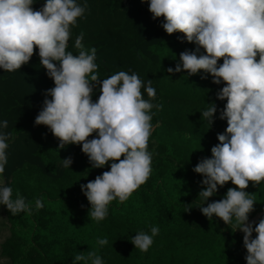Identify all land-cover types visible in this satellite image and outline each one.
Masks as SVG:
<instances>
[{
  "label": "clouds",
  "instance_id": "clouds-1",
  "mask_svg": "<svg viewBox=\"0 0 264 264\" xmlns=\"http://www.w3.org/2000/svg\"><path fill=\"white\" fill-rule=\"evenodd\" d=\"M36 2L0 0V69L20 70L38 50L39 64L54 87L43 93L34 124L46 126L59 149L79 145L92 168L108 165L109 170L80 185L90 205L88 216L99 222L107 217L111 202L127 201L150 178L152 109L161 106L152 103L156 97L153 81L145 82L136 72L118 71L101 80L96 49L85 48L83 31L75 36L77 54L68 50L72 29L88 10L87 0H44L34 9ZM140 2L147 3L153 20L163 18L160 27L166 34L181 33L182 42L195 45L193 50L180 52L167 73L193 76L203 72L207 75L201 79L211 76L212 84H223L215 92V100L226 101L223 107L218 109L211 101L200 112L208 129L217 112L227 126L217 133L218 143L211 147L210 157L199 159L192 169L202 177L198 208L207 219L219 218L232 225L233 232L243 234L246 264H264V215L258 221L249 220L256 202L246 191L249 183L255 187L264 182V0ZM7 127V120L0 121V205L12 215L31 214V203L19 191L14 196L3 180L11 136L4 131ZM61 161L64 168H70L73 158ZM228 182L234 187H228L219 200L208 202ZM43 206L42 196L35 199L36 209ZM158 234L159 227L152 226L150 234L139 231L131 243L147 252ZM97 244L103 247L108 239L98 238ZM79 262L104 264L96 250L79 252L72 264Z\"/></svg>",
  "mask_w": 264,
  "mask_h": 264
},
{
  "label": "trees",
  "instance_id": "trees-1",
  "mask_svg": "<svg viewBox=\"0 0 264 264\" xmlns=\"http://www.w3.org/2000/svg\"><path fill=\"white\" fill-rule=\"evenodd\" d=\"M43 2L37 0L33 8ZM87 5L85 17L72 29L68 50L77 54L75 36L83 31L85 48L96 49L101 80L128 71L145 82L153 81L152 103L161 107L152 109L154 130L148 143L152 173L127 201L111 202L104 220H92L80 185L109 168H92L79 145L59 149L47 127L34 124L43 93L54 87L39 64L38 50L20 70L0 69V121H8L4 131L11 133L3 180L14 196L19 191L32 205L31 214L17 215L2 205L10 234L1 244V255L11 264H72L79 252L88 250H96L104 264H246L243 234L199 211L202 177L192 171L199 159L210 157L217 133L227 126L218 119L219 112L210 129L207 120L200 118L208 102L215 101L218 109L226 103L215 100L223 84H212L211 76L201 79L207 75L203 72L167 73L179 53L195 45L182 42L181 33L166 34L160 27L163 18L153 20L146 2L87 0ZM98 95L94 91V101ZM144 98L149 99L146 93ZM69 156L73 163L64 168L61 159ZM228 187L234 185L228 182L208 202L222 198ZM246 191L256 202L249 220L258 221L264 215V182L255 187L249 183ZM41 196L44 206L36 209L35 199ZM152 226L159 227V234L149 250L141 252L131 238L139 231L150 234ZM105 237L108 244L99 246L97 239Z\"/></svg>",
  "mask_w": 264,
  "mask_h": 264
},
{
  "label": "crops",
  "instance_id": "crops-1",
  "mask_svg": "<svg viewBox=\"0 0 264 264\" xmlns=\"http://www.w3.org/2000/svg\"><path fill=\"white\" fill-rule=\"evenodd\" d=\"M10 234V225L7 222L6 214L3 210L2 205H0V247L1 244L4 242V240L9 236ZM0 264H11L8 258L1 255L0 250Z\"/></svg>",
  "mask_w": 264,
  "mask_h": 264
},
{
  "label": "rangeland",
  "instance_id": "rangeland-1",
  "mask_svg": "<svg viewBox=\"0 0 264 264\" xmlns=\"http://www.w3.org/2000/svg\"><path fill=\"white\" fill-rule=\"evenodd\" d=\"M251 221H255V219L251 220Z\"/></svg>",
  "mask_w": 264,
  "mask_h": 264
},
{
  "label": "water",
  "instance_id": "water-1",
  "mask_svg": "<svg viewBox=\"0 0 264 264\" xmlns=\"http://www.w3.org/2000/svg\"><path fill=\"white\" fill-rule=\"evenodd\" d=\"M259 215H260V214H259ZM259 215H258V216H259ZM258 216H257V218H258ZM255 220H256V218H255Z\"/></svg>",
  "mask_w": 264,
  "mask_h": 264
}]
</instances>
